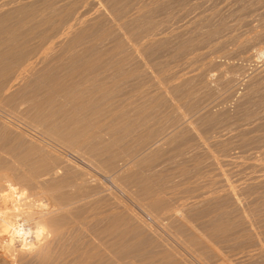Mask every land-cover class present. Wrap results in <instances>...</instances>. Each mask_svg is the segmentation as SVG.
Returning a JSON list of instances; mask_svg holds the SVG:
<instances>
[{
  "label": "rangeland",
  "instance_id": "1",
  "mask_svg": "<svg viewBox=\"0 0 264 264\" xmlns=\"http://www.w3.org/2000/svg\"><path fill=\"white\" fill-rule=\"evenodd\" d=\"M0 176V264H264V0H0Z\"/></svg>",
  "mask_w": 264,
  "mask_h": 264
},
{
  "label": "bare ground",
  "instance_id": "2",
  "mask_svg": "<svg viewBox=\"0 0 264 264\" xmlns=\"http://www.w3.org/2000/svg\"><path fill=\"white\" fill-rule=\"evenodd\" d=\"M2 178H3V176H2ZM4 179H5V176L3 179H1V176H0V181L4 182L6 180V179L5 180ZM5 183H7V181ZM4 187H6V186H4ZM21 208L19 206H14L13 208L9 209L8 211H4V210L0 211V251H2L4 256L8 255L9 258L10 257L11 258H17V257H21V256L23 257L25 255H27V257L29 255H35L38 257H42L43 251H44V250L42 251L44 241H41L39 239V237L38 238L36 237V242H34L35 240L34 241L29 240L28 241L27 239L23 238V237L28 238V236L32 235L33 232L29 229L31 226L28 227L26 224L21 223V221L23 222L22 219H24V216L28 214V212H24V210H21ZM28 216H27V218H28ZM21 229L24 232L23 236H20L18 234ZM37 231H40V230H37ZM19 264H20V262H19Z\"/></svg>",
  "mask_w": 264,
  "mask_h": 264
},
{
  "label": "clouds",
  "instance_id": "3",
  "mask_svg": "<svg viewBox=\"0 0 264 264\" xmlns=\"http://www.w3.org/2000/svg\"><path fill=\"white\" fill-rule=\"evenodd\" d=\"M20 236H23L24 235V232H23V230L21 229L20 231H19V233H18Z\"/></svg>",
  "mask_w": 264,
  "mask_h": 264
}]
</instances>
